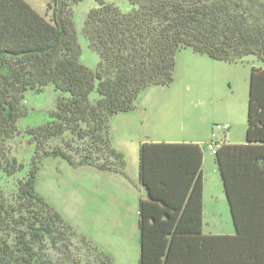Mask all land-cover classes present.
Instances as JSON below:
<instances>
[{"label": "trees", "instance_id": "trees-1", "mask_svg": "<svg viewBox=\"0 0 264 264\" xmlns=\"http://www.w3.org/2000/svg\"><path fill=\"white\" fill-rule=\"evenodd\" d=\"M78 1L51 0L47 17L26 0H0V158L25 92L51 86L64 94L48 121L27 130L35 156L17 185L19 198L8 202L0 193V264H50L49 247L67 264H81L70 256L74 227L34 190L41 159L121 172L123 153L111 146L110 119L135 109L147 87L169 85L183 48L233 64L252 59L244 142L208 141L217 146L212 153L234 233L202 231L201 148L145 141L137 162L144 188L138 264H264V0H129L128 10L94 0L82 27L98 55L93 70L79 61L71 9ZM87 242L98 264H111Z\"/></svg>", "mask_w": 264, "mask_h": 264}, {"label": "rangeland", "instance_id": "rangeland-1", "mask_svg": "<svg viewBox=\"0 0 264 264\" xmlns=\"http://www.w3.org/2000/svg\"><path fill=\"white\" fill-rule=\"evenodd\" d=\"M26 1L41 15L49 16L46 10L51 0ZM105 1L114 3L122 10L130 8L129 0ZM93 7L94 0H79L71 8L74 29L81 46L79 61L92 70L97 66L98 55L88 47L82 27L87 11ZM251 61L248 59L247 63L233 64L215 60L191 48L177 51L172 82L166 86L147 87L139 94L135 109L118 112L110 119L108 135L111 146L123 153L124 166L121 172L98 170L90 166L72 167L62 158L42 157L34 190L74 227L75 237L70 240V256L79 257L81 264H98L92 248L87 247L89 240L92 243L89 244L94 245L98 252L110 258L111 264H138L136 250L131 255L127 245L121 250L113 248L109 253L101 248L102 240L113 247L116 238L102 236L101 224L108 206L117 211L116 205L110 202L123 195L117 183L123 184L122 188L131 185L132 190L137 184V179L133 177V165L140 141L200 137L203 141L220 139L218 142L222 143V138L228 139L223 137L225 131H216V124H220L222 118L232 116L237 121L232 138L237 139V143H243ZM61 95L64 94L54 91L51 86L44 87L41 92L27 91L17 107L22 116L15 122L16 132L1 141L0 193L8 198V202L13 203L19 198L17 185L25 180L31 168L30 160L35 156L34 144L27 130L48 121V113L54 109L56 99ZM212 132L214 135L217 133V136L214 137ZM199 145L202 163L206 157V168H213L219 178L212 151L205 146V142ZM12 160L16 163L12 164ZM18 164H22L21 167L18 168ZM3 168L9 169L11 173H5ZM220 190L222 192V187ZM128 193H125V199L132 201L133 192L128 190ZM127 201L126 208L131 209L133 206ZM222 210L225 217L218 224V229L226 226V220L231 222L224 206ZM14 214L19 215L16 211ZM128 217L133 221L129 212ZM47 253L50 264H67L64 257L52 247Z\"/></svg>", "mask_w": 264, "mask_h": 264}, {"label": "crops", "instance_id": "crops-1", "mask_svg": "<svg viewBox=\"0 0 264 264\" xmlns=\"http://www.w3.org/2000/svg\"><path fill=\"white\" fill-rule=\"evenodd\" d=\"M235 118L231 117H224L221 120V123H227L229 124V129L225 133H223V137H226L228 139L225 140L222 138V140L229 142V143H237V139L232 138L233 129L235 128V124L237 121L234 120ZM215 126V125H214ZM212 131V129H211ZM214 131V130H213ZM214 135V133H211ZM217 136V133L216 135ZM211 138L203 141L200 137L198 138H191V139H165L164 141L159 140H153V142H184V143H192L196 144L200 147L201 142H208ZM220 139L215 140L218 142ZM144 142V140L140 141V143ZM139 143V144H140ZM201 148V147H200ZM134 165H133V177L136 180L137 184L132 190V186L129 185L128 187H123V184L117 183L118 189L123 193L122 197L117 198V200H110L112 205H116V210H111L108 206V210L106 208V213L103 214V220L101 224V232L102 236H111L116 237L114 239V246L112 247L110 244L101 241V248L108 253L113 248H117L118 250H121L126 247V245L129 248V252L131 255H134V251L139 252V232H138V224H137V211H138V201L143 197L144 195V188L142 185L138 182V174H137V162H138V151L134 155ZM201 173H202V231L206 235H231L234 233V226L232 224V216L230 212V206L227 201V198L225 196L222 181L216 174L213 168L207 169L206 168V157L203 159V163L201 165ZM220 181L221 185L220 186ZM130 187V188H129ZM222 187V192H221ZM128 190H131L133 192V199L132 201L125 199V193L129 195ZM208 194V196H207ZM223 200H222V198ZM125 201H127L128 204H131L133 207L131 209H127L125 205ZM222 206L226 208L228 215L230 216L231 222L225 221L226 226L224 228L218 229L217 226L219 223L222 222L223 217L225 215L223 214ZM135 210V214H134ZM129 214L132 215L133 221H131L128 217ZM232 224V225H231ZM228 229V230H227Z\"/></svg>", "mask_w": 264, "mask_h": 264}, {"label": "built area", "instance_id": "built-area-1", "mask_svg": "<svg viewBox=\"0 0 264 264\" xmlns=\"http://www.w3.org/2000/svg\"><path fill=\"white\" fill-rule=\"evenodd\" d=\"M229 124L227 123H220L216 124V131H227L229 129ZM214 136V135H213ZM207 148L210 149L213 153L216 151V144L211 141L206 144Z\"/></svg>", "mask_w": 264, "mask_h": 264}]
</instances>
